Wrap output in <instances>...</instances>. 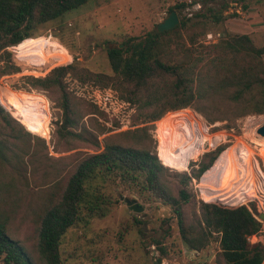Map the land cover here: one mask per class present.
<instances>
[{
  "label": "trees",
  "instance_id": "1",
  "mask_svg": "<svg viewBox=\"0 0 264 264\" xmlns=\"http://www.w3.org/2000/svg\"><path fill=\"white\" fill-rule=\"evenodd\" d=\"M87 2L0 0V78L24 71L10 48L20 49L39 27ZM191 6L188 0L178 1L168 12L180 15ZM211 19L218 24L223 16L213 14ZM209 22L205 15L196 14L170 31L150 32L141 40L130 37L124 48L108 47L111 74L92 72L75 60L46 77L24 76L9 82H20L12 86L16 89L46 95L59 109L51 142L56 153L86 144L100 146L99 137L111 131L99 122L105 114L97 106L70 91L71 76L118 89L135 107L140 125L175 112L166 118L207 126L193 114H180L188 108L211 124L264 115V46L257 47L248 34L204 44L200 38ZM9 94L0 90V264H67L72 256L64 251L67 234L107 218L122 203L121 185L136 188L139 197L155 195L170 206L190 250L202 251L218 233L221 252L216 264H264V245L248 241L262 227L258 213L248 204L222 205L228 202L217 187L223 179L225 189L230 190L227 184L233 180L242 195L249 190L237 144L227 148L212 167L194 170L192 176L184 174L176 185L153 152L149 126L105 137L100 153L55 158L48 142L18 118ZM166 118L159 123V136ZM191 178L199 181V200L188 191ZM28 193L35 196L25 207ZM21 213L35 229L32 246L16 237L14 224Z\"/></svg>",
  "mask_w": 264,
  "mask_h": 264
},
{
  "label": "rangeland",
  "instance_id": "2",
  "mask_svg": "<svg viewBox=\"0 0 264 264\" xmlns=\"http://www.w3.org/2000/svg\"><path fill=\"white\" fill-rule=\"evenodd\" d=\"M178 1L88 0L87 4L80 9L39 27L32 39L26 41L20 49L10 48L18 65L24 71L0 78V90H3L6 95L8 92L10 93L9 98L17 108L18 118L30 132L48 142L53 157L69 156L78 152L100 153L104 151L105 137L149 126V133L153 138V152L156 153L160 161L158 148L161 146L165 129L189 127L193 124L181 121L179 118H166L171 113H175L171 112L157 122L140 125V121L135 119V113L131 119L132 128L119 131L120 124L105 114L99 118V122L111 131L99 137L100 146L86 144L72 152L56 153L51 142L53 130H55L54 122L58 120L60 114L59 109L46 95L16 89L12 86L20 85V82H9V80H18L24 76L46 77L54 68L68 66L75 60L92 72L111 74L108 47L124 48L122 45L128 38L135 37L141 40L150 32L156 31V25L169 16V9L174 7ZM195 3L197 4L196 9L191 7L189 11L185 9L179 18L182 22L193 18L196 14H201L209 19L210 22L206 25V34L200 38L204 44H217L229 36L248 34L257 47L264 46V0H195ZM194 12H196L195 15L190 17L189 14L193 15ZM213 14H222V22L218 24L213 22L211 19ZM210 35L213 36L212 39L208 37ZM65 62L68 63L63 64ZM71 77L82 86H100L93 82L83 83L79 79ZM68 88L70 89V87ZM101 88L103 87L101 86ZM108 88L116 91L121 97L118 89L112 86ZM70 91L79 99L91 103L78 96L76 90L71 88ZM23 95H34V97H23ZM47 107L50 108V111H45ZM180 111H189L180 114H193L198 117L207 126L194 125L206 129L208 135L225 133L226 140L216 148L204 151L198 160L191 162L188 171L176 170L165 166L160 161L167 168L169 180L177 185L184 174L192 176L194 170H200L207 165L212 167L227 148L240 140H246L245 142L251 145L254 150V163L257 161L260 169L264 172V157L254 149V145L250 142L253 138L261 137L257 130L264 125V115H250L233 123L211 124L193 108ZM164 118H166L163 121L164 130L159 136V123ZM173 182L169 185H173ZM198 186L199 181L196 178H191L188 181V191L197 196L196 200H199ZM217 187L223 198L227 196L230 200L240 199L233 196L230 190L224 188L223 179ZM119 191L125 199H136L145 210L141 213L132 212L121 200L120 206L115 208L107 218L93 220L85 228L71 230L64 243L65 254L72 255L67 264H216V258L221 252V236L218 233H214L208 247L202 251H192L184 244L180 236L177 219L170 206L164 205L155 195L148 197L147 194L145 197H139L136 188L130 185H121ZM246 193L245 190L244 199L241 200H245ZM33 196H35L33 193L26 195L25 207ZM247 204L256 210L258 216L264 214L258 201H247L240 205ZM14 226L16 237L32 246L36 239L35 229L31 223L26 221L23 213L18 216Z\"/></svg>",
  "mask_w": 264,
  "mask_h": 264
},
{
  "label": "bare ground",
  "instance_id": "3",
  "mask_svg": "<svg viewBox=\"0 0 264 264\" xmlns=\"http://www.w3.org/2000/svg\"><path fill=\"white\" fill-rule=\"evenodd\" d=\"M225 140V133L220 132L208 135L206 129L197 127L194 124H191L189 127H180L177 129L168 128L162 136L159 157L165 166L176 170L188 171L192 161L198 160L204 151L216 148L222 142H225ZM245 141L240 140L236 143L237 158L241 161V167L247 179V186L245 188L248 187L249 190L246 191L245 200H241L242 197L244 199V194L242 195L241 189L232 183L233 180L229 181L227 187L235 197L240 199L230 200L226 196L224 199L228 203L239 204L247 201L248 197L256 194L253 184H250V180L252 176H255L256 172L254 170V150ZM250 142L254 145V149L258 150L261 153L260 155L264 157V137L253 138ZM233 165L235 167V163Z\"/></svg>",
  "mask_w": 264,
  "mask_h": 264
},
{
  "label": "built area",
  "instance_id": "4",
  "mask_svg": "<svg viewBox=\"0 0 264 264\" xmlns=\"http://www.w3.org/2000/svg\"><path fill=\"white\" fill-rule=\"evenodd\" d=\"M179 1L183 2L185 0H179ZM188 2L192 4L191 8L196 9L197 4L195 3V0H188ZM191 8L188 7V9L186 10L189 11ZM195 13L196 12H194L193 15L189 14V16L192 17L195 15ZM208 37L210 39L213 38V36L211 35ZM69 82L71 88L76 90L78 96L96 105L99 108V110L104 114H106L111 120L117 121L120 124L119 131H125L132 128L131 118L136 111L135 107L131 103L123 100L116 91L110 88L108 89L101 88L99 86H89V85L82 86L76 80H69ZM159 149L160 147L158 148V150ZM254 170H256L255 176L254 177L252 176L250 180V184H253L256 194L254 196L248 197L247 201H252V200L258 201L260 204L259 206L261 211L264 212V172L260 169L257 161H255ZM247 201H244L242 203H246ZM242 203H239L238 205ZM221 204L226 206L234 205L231 203H225L223 201L221 202ZM248 241L252 244L260 243L264 245V221H262V227L260 231L257 234L250 236Z\"/></svg>",
  "mask_w": 264,
  "mask_h": 264
},
{
  "label": "water",
  "instance_id": "5",
  "mask_svg": "<svg viewBox=\"0 0 264 264\" xmlns=\"http://www.w3.org/2000/svg\"><path fill=\"white\" fill-rule=\"evenodd\" d=\"M180 18H179V14L176 11H173L169 14V16L161 23H159L158 25H156V31L158 33H164L166 31H170L172 29L177 28L180 25ZM122 47H124V45H122ZM113 48V47H111ZM121 48V47H120ZM258 135H260L261 137H264V125L261 126L258 130H257ZM123 202H125V204L127 205L128 209L132 212L135 213H141L145 210V208L143 206H141L136 199L134 200H130V199H125L124 197H122L121 199ZM260 220H264V214H260L259 215Z\"/></svg>",
  "mask_w": 264,
  "mask_h": 264
}]
</instances>
